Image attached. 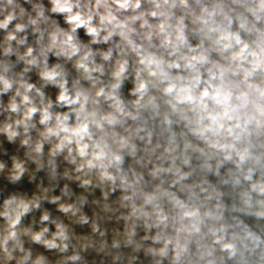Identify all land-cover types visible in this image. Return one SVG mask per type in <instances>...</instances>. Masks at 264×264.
<instances>
[{
  "label": "clouds",
  "instance_id": "clouds-1",
  "mask_svg": "<svg viewBox=\"0 0 264 264\" xmlns=\"http://www.w3.org/2000/svg\"><path fill=\"white\" fill-rule=\"evenodd\" d=\"M0 264H264V0H0Z\"/></svg>",
  "mask_w": 264,
  "mask_h": 264
}]
</instances>
